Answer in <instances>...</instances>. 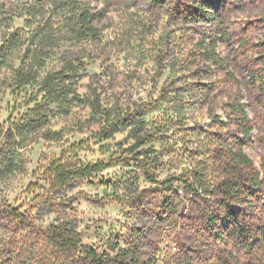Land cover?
<instances>
[{"label":"clouds","instance_id":"clouds-1","mask_svg":"<svg viewBox=\"0 0 264 264\" xmlns=\"http://www.w3.org/2000/svg\"><path fill=\"white\" fill-rule=\"evenodd\" d=\"M0 264H264V0H0Z\"/></svg>","mask_w":264,"mask_h":264}]
</instances>
